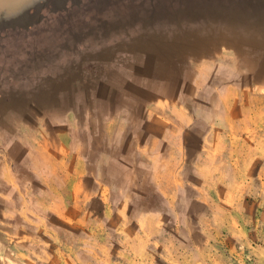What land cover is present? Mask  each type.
I'll use <instances>...</instances> for the list:
<instances>
[{"label": "rangeland", "instance_id": "rangeland-1", "mask_svg": "<svg viewBox=\"0 0 264 264\" xmlns=\"http://www.w3.org/2000/svg\"><path fill=\"white\" fill-rule=\"evenodd\" d=\"M229 1L82 0L42 12L26 37L0 39V264H34L38 240L65 212L62 182L82 179L84 163L114 185L133 174L142 157L134 147L126 156L127 143L146 131L148 112L168 113L180 132L172 180L195 205V153L211 146L198 107L218 85L264 82V20ZM21 2L0 0L8 7L0 18L22 13ZM146 185L141 193L156 205L159 193ZM241 247L226 253L257 264Z\"/></svg>", "mask_w": 264, "mask_h": 264}, {"label": "crops", "instance_id": "crops-1", "mask_svg": "<svg viewBox=\"0 0 264 264\" xmlns=\"http://www.w3.org/2000/svg\"><path fill=\"white\" fill-rule=\"evenodd\" d=\"M214 92L216 99L196 113L206 127L201 139L211 146L207 153L202 143L195 153L194 206L183 184L172 180L177 167L172 166L171 144L180 132L172 129L168 113L156 119L148 112L146 131L127 143L126 156L134 147L142 157L131 161L133 174L114 185L92 178L95 168L89 161L82 179L63 181L65 212L38 240L32 262L244 264L241 254L226 253L237 244L264 264V82H229ZM175 147L182 156L181 147ZM144 183L159 193L156 205L141 193ZM73 188L76 198L68 193ZM168 221L176 226L167 227ZM220 237L231 248L219 245Z\"/></svg>", "mask_w": 264, "mask_h": 264}, {"label": "water", "instance_id": "water-1", "mask_svg": "<svg viewBox=\"0 0 264 264\" xmlns=\"http://www.w3.org/2000/svg\"><path fill=\"white\" fill-rule=\"evenodd\" d=\"M40 1H42L41 3L50 2L55 5L49 11V14L60 13V10H62L67 3V0H23L20 5L15 6V9L17 11L21 10L22 13L13 14V16L12 14L10 15V13L8 15L2 14L3 16L0 18V24L6 23L9 26L8 28L12 31L29 30L30 28L45 20L46 16L42 12L29 10L32 5ZM80 1L82 0H73V3L79 4ZM229 3H231V5H233L235 8H238L234 9V12L237 11L240 13H247V11H249L252 14L251 16L256 18L257 20H264V0H230ZM213 5L218 4L214 3ZM6 11L8 10H4L3 12Z\"/></svg>", "mask_w": 264, "mask_h": 264}, {"label": "flooded vegetation", "instance_id": "flooded-vegetation-1", "mask_svg": "<svg viewBox=\"0 0 264 264\" xmlns=\"http://www.w3.org/2000/svg\"><path fill=\"white\" fill-rule=\"evenodd\" d=\"M22 2H23V0H22ZM41 2L42 1L36 2L34 5H32V7H30L29 10L30 11H39V12H44V11L49 12L55 6L53 3H50V2H48V3H41ZM72 3H73V0H67L66 6L60 11L69 10V8L71 6H73ZM17 5H15V6H17ZM4 6L5 5L0 4V11L7 10L8 7H4ZM37 25L30 28L29 30H19L18 32H16V31H12L11 29H9L8 28L9 26L6 23H1L0 24V39L1 38L6 39L8 36L14 37V36L22 35V34L25 35V37H26V36H28V33L31 32L32 29L35 28Z\"/></svg>", "mask_w": 264, "mask_h": 264}]
</instances>
